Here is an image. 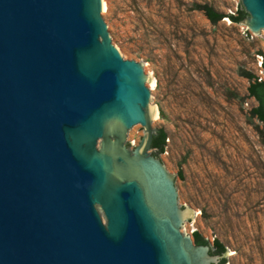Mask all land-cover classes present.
<instances>
[{"label":"water","instance_id":"water-1","mask_svg":"<svg viewBox=\"0 0 264 264\" xmlns=\"http://www.w3.org/2000/svg\"><path fill=\"white\" fill-rule=\"evenodd\" d=\"M107 1L0 0V264H218L149 152L158 95ZM241 4L264 35V0Z\"/></svg>","mask_w":264,"mask_h":264},{"label":"rangeland","instance_id":"rangeland-1","mask_svg":"<svg viewBox=\"0 0 264 264\" xmlns=\"http://www.w3.org/2000/svg\"><path fill=\"white\" fill-rule=\"evenodd\" d=\"M241 0H108L119 50L141 63L158 95L159 158L172 165L188 225L226 248V264H264L263 125L251 115L248 74L264 79V35L196 4L234 14Z\"/></svg>","mask_w":264,"mask_h":264},{"label":"trees","instance_id":"trees-1","mask_svg":"<svg viewBox=\"0 0 264 264\" xmlns=\"http://www.w3.org/2000/svg\"><path fill=\"white\" fill-rule=\"evenodd\" d=\"M194 7L197 10L203 11L205 16L212 24L218 23L225 17H227L233 23H240L248 15L241 3L234 14H225L224 12L218 11L213 6L207 4H196ZM262 58V67L264 69L263 55ZM247 77L250 80V84L248 86V96L256 101V105L251 109V115L263 125V128H261L259 131L262 137H264V79L261 78V80H259V77L254 74H248ZM166 137L167 135L164 129L160 128L157 130V133L154 137V142L151 146V148L154 149V156L159 158V155L164 152ZM192 235L194 236L196 244L209 245L210 252L220 256L218 264H226L227 261L224 256L226 253V248L223 243H221L218 239H215L211 244L208 239H206L197 231L193 232Z\"/></svg>","mask_w":264,"mask_h":264},{"label":"flooded vegetation","instance_id":"flooded-vegetation-1","mask_svg":"<svg viewBox=\"0 0 264 264\" xmlns=\"http://www.w3.org/2000/svg\"><path fill=\"white\" fill-rule=\"evenodd\" d=\"M139 125L142 127V129L144 130V127L139 123ZM154 129H156V128H154ZM157 130L158 129H156V131L154 132V134H153V137H152V141H151V146H152V144H153V142H154V137H155V135H156V133H157ZM144 134V133H143ZM126 135H128V132H127V134ZM143 136V135H142ZM141 136V137H142ZM141 139V138H140ZM139 142H140V140H139ZM139 142L137 143V144H132L133 146L131 147L130 146V144H131V142L127 139V136H126V145L128 146V147H130V149L132 150V149H134L138 144H139ZM153 151H154V149H152L151 147H150V150H149V152L151 153V154H153ZM154 155V154H153ZM191 236V238H192V240H193V243L195 244V245H197L196 243H195V240H194V236L193 235H190ZM210 251V250H209ZM211 253V252H210Z\"/></svg>","mask_w":264,"mask_h":264},{"label":"built area","instance_id":"built-area-1","mask_svg":"<svg viewBox=\"0 0 264 264\" xmlns=\"http://www.w3.org/2000/svg\"><path fill=\"white\" fill-rule=\"evenodd\" d=\"M259 65H260V66L262 65V62H261V61L259 62ZM258 79H259V80H261V78H260V77H259Z\"/></svg>","mask_w":264,"mask_h":264}]
</instances>
